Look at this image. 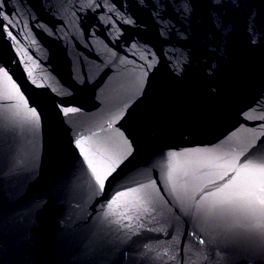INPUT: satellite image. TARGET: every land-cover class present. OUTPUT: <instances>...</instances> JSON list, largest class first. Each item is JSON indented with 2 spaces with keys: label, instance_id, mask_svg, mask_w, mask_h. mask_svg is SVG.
<instances>
[{
  "label": "water",
  "instance_id": "obj_1",
  "mask_svg": "<svg viewBox=\"0 0 264 264\" xmlns=\"http://www.w3.org/2000/svg\"><path fill=\"white\" fill-rule=\"evenodd\" d=\"M0 264H264V0H0Z\"/></svg>",
  "mask_w": 264,
  "mask_h": 264
}]
</instances>
